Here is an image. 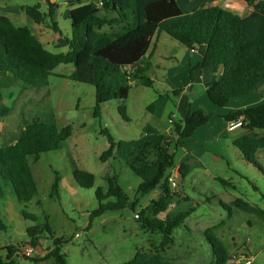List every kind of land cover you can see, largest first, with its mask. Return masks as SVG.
Returning a JSON list of instances; mask_svg holds the SVG:
<instances>
[{
    "label": "trees",
    "instance_id": "1",
    "mask_svg": "<svg viewBox=\"0 0 264 264\" xmlns=\"http://www.w3.org/2000/svg\"><path fill=\"white\" fill-rule=\"evenodd\" d=\"M101 1L102 7L91 0L72 2L77 7L70 14L71 37L67 40L66 53L49 52L28 28L17 27L0 14V47L3 49L0 52V73L11 74L17 85L26 90L49 85L51 77L90 85L95 89L93 115L99 118L104 104L126 101L134 85L152 87L145 69L130 71L129 68L146 55L153 37L162 32L189 50L204 46V58L199 68H206L208 64L222 67V74L207 91L213 105L224 108L231 100L254 94L264 86V0H243L252 9L246 16L221 6L200 7L184 13L176 0ZM54 8L50 5L47 13H42L39 5L22 7V10L36 24L42 25L51 20ZM53 27L57 30L55 25ZM62 65L73 66L72 74L56 75L54 71ZM192 73L191 70V80ZM241 117L244 118L241 128L247 134L235 139L233 145L248 163L258 167L253 155L264 149V137H259L255 131L264 130V103L222 116L227 122ZM209 119L210 115L202 110L192 111L185 107V117L173 124L175 135L172 132L156 145L146 141L129 164L130 170L141 180L138 194L160 191L158 199L138 215L142 227L160 232L162 240L153 252L137 250L124 264H174L165 255L166 247L174 243L173 233L185 224L190 212L159 218L177 195L171 190L167 176L174 165L175 150L189 141ZM71 133L69 126L59 131L55 125L43 124L37 119L26 121L16 143L5 142L0 147V202L6 199L5 191H9L20 204H29L37 195V186L28 159L59 151ZM106 135L111 148L103 160L112 156L114 147L113 139ZM181 173L184 178L185 171ZM72 175L81 188L91 189L95 185V176L91 173L75 169ZM219 181L226 183L222 179ZM107 184L106 193L96 190L98 208L90 214L88 227L92 219L105 212L127 208L135 211L136 204L130 202L119 186L117 176L107 178ZM107 199L114 201L104 204ZM220 204L230 212L240 210L264 218L263 210L242 199ZM21 215L35 224L27 229L30 246L37 248L44 235L52 239V249L42 260L54 259L57 264H67L61 253L64 241L54 239L48 218L40 223L24 210ZM5 229L0 219V232ZM217 229L218 226H214L204 232L214 256V262L210 264H234L226 245L215 234ZM17 248H7L6 256H0V264H15Z\"/></svg>",
    "mask_w": 264,
    "mask_h": 264
},
{
    "label": "rangeland",
    "instance_id": "2",
    "mask_svg": "<svg viewBox=\"0 0 264 264\" xmlns=\"http://www.w3.org/2000/svg\"><path fill=\"white\" fill-rule=\"evenodd\" d=\"M176 1L186 11V1ZM246 13L245 10L243 14ZM63 33L70 35L71 27L66 25ZM175 44L181 46L177 41ZM162 50L171 49L163 46ZM72 69L71 65H62L55 71L68 76ZM155 94L154 89L134 87L126 101L104 104L100 117L95 118V89L90 85L51 77L49 85L35 89L30 108L33 111L26 115L28 121L37 119L40 123L55 125L59 131L69 126L72 133L59 151L29 158L37 195L29 204L22 205V210L33 214L40 223L48 218L54 239L64 241L61 253L67 264H124L137 250L153 252L159 247L161 233L142 227L135 218L146 205L158 199L159 196L149 200L157 195L158 190L147 195L138 194L141 180L129 168L134 160L130 154L142 144L141 137L149 135L152 144L159 139L157 135L163 129L156 126V120H153L155 123L149 122L150 128L146 125L150 115L148 105ZM234 102L254 107L264 103V94L254 93L233 100L228 106ZM102 130L105 133H101ZM255 132L264 137V130ZM106 133L113 139L114 147L112 156L103 160L111 148ZM231 138L223 137L219 144H210L198 166L194 165L195 173L177 181L183 200L179 203L170 201L166 211L159 215L164 219L190 212L185 224L173 233L174 243L166 247V255L176 264L213 263L212 249L204 232L214 226H218L215 234L226 245L231 257L244 250L254 257V264H264V218L240 210L230 212L220 204L222 201L230 204L234 199L242 198L264 211V149L253 155L258 164L256 167L233 147ZM75 169L93 174L94 187L84 189L78 186L72 175ZM114 175L130 202L136 204L135 211L127 208L105 212L92 219L88 227L90 214L98 208L96 190L106 193L107 178ZM211 177H219L228 184L223 185ZM113 201L107 199L103 203ZM5 234L14 237L10 229L2 231V236ZM39 252L36 251L33 258H20L19 264H57L54 259L33 261Z\"/></svg>",
    "mask_w": 264,
    "mask_h": 264
},
{
    "label": "crops",
    "instance_id": "3",
    "mask_svg": "<svg viewBox=\"0 0 264 264\" xmlns=\"http://www.w3.org/2000/svg\"><path fill=\"white\" fill-rule=\"evenodd\" d=\"M185 1L187 9L186 11L182 10L184 13L191 12L200 7H222L221 0ZM48 2L46 0H0V14L8 17L15 26L28 28L49 52L55 54L66 53L68 51L67 40L70 39L71 33L70 35H64L63 30H65L66 25L71 27L70 14L77 6L72 5L73 1L71 0H48ZM35 5L40 6L42 13H47L50 9V5L55 6L51 20H48L46 24H36L32 19L27 17L22 10V7H31ZM245 10L247 13L243 14ZM251 12L252 9L243 1V3L240 4V11L237 13L241 16H246ZM53 24L56 26L57 30L54 29ZM175 43L176 41L174 42L167 34L162 32L157 33L153 37L146 55L136 65L130 67L129 70L133 71L137 68L145 69L147 77L153 84L150 88L154 89L156 93L154 100L148 105L150 115L149 118H147L148 122L146 125L147 128H150L149 126H151V124L149 122L155 123L153 120H156V122H158L155 123L156 126H161L163 129L158 133L157 136L160 137L154 142L155 144L152 143L153 145H156V143L158 144L161 139L167 138L173 132L174 125L170 123L169 118L172 114H175V123L180 122L185 117V107H188L192 111L202 110L205 114L210 115L208 123L204 127L198 129L189 141L175 150L174 165L168 174L174 176L179 182V180L184 179L187 175L195 173L194 165L197 164L198 166L203 154L209 151L207 148H209L210 144H219L223 137H232L230 142L233 145L235 139L247 134V131L242 128L230 130L229 122L225 121L222 116L232 111L253 107V105H240V103L238 104L236 102L228 106L230 102L224 108H218L213 105L207 97V91L222 74V67H215L212 64H208L206 68H199L204 58L205 47L197 46L194 50H189L183 45L180 44L181 46H177ZM163 46L170 47L171 50L163 51ZM2 51L3 49L0 47V52ZM73 70L74 68L71 70L70 75ZM191 70L193 71V80H191ZM54 73L59 76H66L62 73H56V71H54ZM134 87L147 88L140 85H134L133 88ZM34 92L35 89L26 90L18 86L11 74L0 73V147H2L5 142L12 144L16 143L18 136L24 129L25 122H28L26 115H30L33 111L30 110V108L32 107L31 101L32 98H34ZM256 93L264 94V86H261ZM180 117L181 119H178ZM141 138L142 144L140 143L137 150H134V152L130 154L133 155V159L145 145L146 141L151 140L149 135L142 136ZM214 157L216 158L217 155L214 154ZM181 171H185L186 173L184 178ZM205 172L208 173L207 169H205ZM211 178L213 180H221L219 177ZM227 184L226 182L223 185ZM199 185L201 186V184ZM173 192L177 195L173 197L171 201L179 203L183 200L182 197L184 196L182 195L183 193L180 190V186ZM5 194L6 199L0 202V219L5 222V232L10 229L15 238L9 237L7 234L2 236V232H0V256L2 257L6 256L7 248L9 247L29 245L27 229L35 225L32 221L22 217V204H20L9 191H5ZM159 195L160 191L158 190L157 195L149 200L152 201V199L157 198ZM187 200L189 201L188 198ZM244 201L257 207V205L247 200ZM145 207H147V205ZM24 237H26L25 240L23 239ZM51 240L52 239H47V235L43 236L39 246L34 248L35 252H40L37 255L38 258L33 261H46L42 259L49 252V248L52 245ZM166 257L176 264L173 259L167 255ZM15 258V264H19L18 260H20V258Z\"/></svg>",
    "mask_w": 264,
    "mask_h": 264
},
{
    "label": "built area",
    "instance_id": "4",
    "mask_svg": "<svg viewBox=\"0 0 264 264\" xmlns=\"http://www.w3.org/2000/svg\"><path fill=\"white\" fill-rule=\"evenodd\" d=\"M73 2H78L79 0H71ZM86 2L87 0H83ZM92 2H95L98 7L103 6V2L101 0H91ZM243 3V0H222V7L230 9L232 11L238 12L240 11V4ZM133 84V83H132ZM176 119V115L172 114L169 118L170 123L174 124ZM244 121V118L241 117L237 121L229 122V129L235 130L237 128L242 127V123ZM167 180L169 182L171 190L176 191L178 189L177 180L174 176L169 175L167 176ZM136 219H139V215H135ZM79 234H76V237H78ZM35 254V249L30 245H22L18 246L15 257L17 258H25V257H33ZM231 262L234 264H253L254 263V257L250 255L246 251H238L231 257Z\"/></svg>",
    "mask_w": 264,
    "mask_h": 264
},
{
    "label": "water",
    "instance_id": "5",
    "mask_svg": "<svg viewBox=\"0 0 264 264\" xmlns=\"http://www.w3.org/2000/svg\"><path fill=\"white\" fill-rule=\"evenodd\" d=\"M173 135H175V132L173 131Z\"/></svg>",
    "mask_w": 264,
    "mask_h": 264
}]
</instances>
